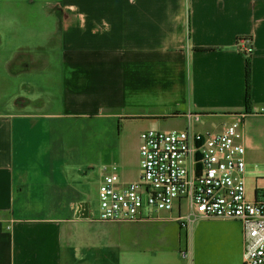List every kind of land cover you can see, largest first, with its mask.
I'll return each instance as SVG.
<instances>
[{
	"label": "crops",
	"instance_id": "crops-1",
	"mask_svg": "<svg viewBox=\"0 0 264 264\" xmlns=\"http://www.w3.org/2000/svg\"><path fill=\"white\" fill-rule=\"evenodd\" d=\"M242 37L253 47L251 113ZM262 108L264 0H0V264L98 260L91 209L76 188L81 169L63 157L68 132L71 145L98 143L101 133L122 158L111 164L134 180L124 151L133 139L140 147L135 125L185 128L192 113L220 130L246 115L247 192L258 199ZM74 118L95 121L75 126ZM120 124L123 136L115 138ZM177 214L160 217L175 221ZM230 250V264H243V231Z\"/></svg>",
	"mask_w": 264,
	"mask_h": 264
},
{
	"label": "built area",
	"instance_id": "built-area-1",
	"mask_svg": "<svg viewBox=\"0 0 264 264\" xmlns=\"http://www.w3.org/2000/svg\"><path fill=\"white\" fill-rule=\"evenodd\" d=\"M238 44L246 56L252 54L249 37L239 38ZM185 116L184 129L141 133L137 179L122 178L117 164L103 165L99 219L134 222L177 211L170 219L190 226L198 218H234L243 228V264H264V198L250 199L246 184L241 131L246 115L217 131L198 130L200 114ZM184 202L187 213H182Z\"/></svg>",
	"mask_w": 264,
	"mask_h": 264
},
{
	"label": "rangeland",
	"instance_id": "rangeland-1",
	"mask_svg": "<svg viewBox=\"0 0 264 264\" xmlns=\"http://www.w3.org/2000/svg\"><path fill=\"white\" fill-rule=\"evenodd\" d=\"M75 126H86L94 123L90 118L72 119ZM201 123V122H200ZM197 124L198 130L213 129L211 126ZM174 128L184 129L182 126ZM147 129L170 130L164 127H138L135 125L132 134L139 135ZM122 133V124L115 128V138ZM76 134H74L75 136ZM71 134H66L67 144L63 151V157L81 169V199L89 204L91 217L90 223L93 232L91 242L99 247V258L94 264H230L234 252L230 250L234 240L238 243V237L243 231L242 225L237 219L222 217H204L194 220L188 225L177 221L154 218L138 220L134 222H112L99 219L100 197L99 186L101 182L102 167L105 164L117 163L120 165L121 157L117 147L107 148L103 135L99 134V142L93 140L82 143L73 139ZM135 138V137H134ZM122 140V139H121ZM119 144L120 140L115 139ZM139 144L135 139L128 142L124 151V159L129 165V175L137 177L141 173L139 166ZM187 202H184L182 213H187ZM86 230L84 229V232ZM232 235L225 237L227 232ZM84 234V233H83ZM86 234V233H85ZM84 234V237H85ZM86 239V238H85ZM85 241V240H84ZM83 241V243H85ZM89 241V240H88ZM90 242V241H89ZM103 253L109 254L106 261ZM184 253L187 254L184 257ZM190 262V263H189ZM241 264V263H240Z\"/></svg>",
	"mask_w": 264,
	"mask_h": 264
},
{
	"label": "trees",
	"instance_id": "trees-1",
	"mask_svg": "<svg viewBox=\"0 0 264 264\" xmlns=\"http://www.w3.org/2000/svg\"><path fill=\"white\" fill-rule=\"evenodd\" d=\"M251 55L246 59L245 67V79H246V88H245V104H246V113H251L252 107V69H251Z\"/></svg>",
	"mask_w": 264,
	"mask_h": 264
},
{
	"label": "water",
	"instance_id": "water-1",
	"mask_svg": "<svg viewBox=\"0 0 264 264\" xmlns=\"http://www.w3.org/2000/svg\"><path fill=\"white\" fill-rule=\"evenodd\" d=\"M80 209H81L82 216L84 217L88 216V204L80 205Z\"/></svg>",
	"mask_w": 264,
	"mask_h": 264
}]
</instances>
